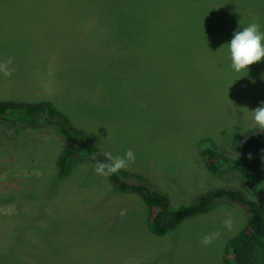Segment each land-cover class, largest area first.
I'll list each match as a JSON object with an SVG mask.
<instances>
[{
	"label": "rangeland",
	"instance_id": "1",
	"mask_svg": "<svg viewBox=\"0 0 264 264\" xmlns=\"http://www.w3.org/2000/svg\"><path fill=\"white\" fill-rule=\"evenodd\" d=\"M90 1H37L26 9L34 14L0 0V62L13 60L10 77L0 72V101L49 102L103 154L131 149L125 170L169 195L173 208L216 188L250 195L234 174H211L199 154L213 145L236 161L239 137L257 128L250 110L264 102V59L236 73L225 44L253 21L264 31V0H103L127 4L112 18ZM65 146L77 148L53 126L0 120V216L33 222L24 230L30 250H48L51 264H224L225 242L248 220L239 206L218 199L155 236L148 207L97 175L92 161L74 159L58 175ZM1 230L0 249L11 234ZM214 232L219 239L202 246Z\"/></svg>",
	"mask_w": 264,
	"mask_h": 264
},
{
	"label": "trees",
	"instance_id": "2",
	"mask_svg": "<svg viewBox=\"0 0 264 264\" xmlns=\"http://www.w3.org/2000/svg\"><path fill=\"white\" fill-rule=\"evenodd\" d=\"M98 3L101 4V9H98L100 14L104 13L109 17L114 16L113 13L119 12L127 5L123 1H112V4L105 8L104 1L97 0L91 7L94 8ZM0 120L17 122L32 128L38 125L53 126L65 139L75 144L77 148L65 146L59 154L56 160L58 175L66 174L70 162L74 159H86L93 164L105 160L103 152L96 145L81 139L68 129L63 115L49 102L0 101ZM260 138H264V132H260L259 128L250 129L242 134L239 137V144L243 155L236 161L221 157L213 145L202 149L199 154L211 174L224 176L234 174L247 187L250 195L239 187L216 188L207 192L198 202L180 204L173 208L169 195L154 190L139 174L122 169L108 176V180L112 186L122 192L138 196L148 207L149 231L155 236L166 234L184 218L206 211L218 199H225L239 206L249 214L248 220L235 236L225 242L223 262L224 264H259L257 257L261 261L264 259V168L258 166L260 159L257 157L259 154L262 157ZM34 211L41 213L42 209L37 208ZM8 218V216H0L2 236L5 235L4 227L11 231L10 235L5 236L6 239L0 249V264H51L52 256L48 250L39 252L30 250L35 246L32 244V239L24 234V230L33 222H27L26 219L18 222L15 218L8 221ZM26 254L29 257L25 256Z\"/></svg>",
	"mask_w": 264,
	"mask_h": 264
},
{
	"label": "clouds",
	"instance_id": "3",
	"mask_svg": "<svg viewBox=\"0 0 264 264\" xmlns=\"http://www.w3.org/2000/svg\"><path fill=\"white\" fill-rule=\"evenodd\" d=\"M225 45H227V58L230 61V68L236 73H240L242 70L248 72L250 65L264 59V31H261L260 24L255 21L243 27L242 30L235 31L231 42ZM12 63V58L0 62V72L4 76L10 77L12 75L13 70L9 68ZM250 111L252 113L251 126L259 128L260 132H264V102ZM103 155L105 160L97 161L93 166L94 172L102 177L116 174L122 169H126L130 163L135 162V154L131 149H128L123 156L114 157L108 152ZM222 223L227 230H232L234 221L231 217L225 218ZM219 237V232L204 234L200 239V244L209 246Z\"/></svg>",
	"mask_w": 264,
	"mask_h": 264
},
{
	"label": "crops",
	"instance_id": "4",
	"mask_svg": "<svg viewBox=\"0 0 264 264\" xmlns=\"http://www.w3.org/2000/svg\"><path fill=\"white\" fill-rule=\"evenodd\" d=\"M37 1H43V0H19V2H21V8L20 9H22V11H24L25 10V13H34V14H37L38 12L37 11H35V10H26L27 8H35L34 6V3L35 2H37ZM32 3V4H31ZM65 11H67V10H65ZM83 13V12H82ZM99 13H100V11H99ZM87 15V14H86ZM85 15V16H86ZM83 31V30H82ZM85 33V32H84ZM21 41V40H20ZM63 46V43L62 42H53V47H54V50L56 49V48H61ZM65 52V51H64ZM64 52L63 53H60V54H54L56 57H59V56H62V55H64Z\"/></svg>",
	"mask_w": 264,
	"mask_h": 264
}]
</instances>
